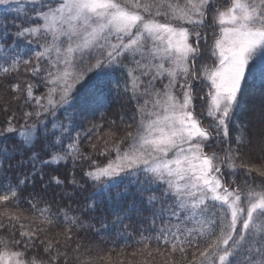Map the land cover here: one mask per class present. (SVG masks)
<instances>
[{
    "label": "snow or ice",
    "instance_id": "6c2138e0",
    "mask_svg": "<svg viewBox=\"0 0 264 264\" xmlns=\"http://www.w3.org/2000/svg\"><path fill=\"white\" fill-rule=\"evenodd\" d=\"M222 3L227 5L223 10L214 8L210 0H0L4 29L8 30L9 14H14L11 21L16 28L14 34L9 33L14 36L13 43L0 42V72L9 76L19 72L21 63L25 66L35 82L16 83L11 88L22 94L14 99L23 98L25 105L36 109L23 113L24 123L19 126L13 124L15 116L10 118L7 127L0 129V137L15 134L21 146L34 144L41 136L54 138L53 147L71 139L63 154L50 160L58 163L73 153L83 158L79 152L81 132L72 137L74 129L56 122L50 130L40 117L54 115L74 98L73 92H80L92 81L80 98L86 111L112 88L111 74L125 67L128 60L123 91L131 93L130 99L136 102L134 131H127L119 142L111 133V140L103 141L104 154L114 152V158L85 175L102 184V190L119 177L128 178L136 187L142 203L136 212L148 213L140 218L148 221L149 227L137 233L138 243L145 249L155 243L158 249L170 248L171 253L185 255L195 247L203 258L201 264H264V164L245 162L239 151V145L247 141L264 153V111L253 135H237L235 149L229 139L233 113L245 88L257 80L264 82V0ZM209 15L213 44L202 51L201 42L207 44V35L199 29L208 26ZM18 41L28 45L35 41L36 47H14ZM41 84L47 90L35 96L34 89ZM196 99L204 102L200 112L196 111ZM34 117L37 122L30 124ZM201 117L210 118L207 126ZM97 127L86 131L91 134ZM243 127L250 131L249 126ZM213 132L218 143L229 145L220 150L223 157L205 151ZM5 154L6 150H0V155ZM32 160L34 170L37 161L50 162L39 160L38 154ZM224 168L230 170L229 175L242 170L251 177L245 181L246 191L225 186ZM53 180L62 183L56 177ZM22 183L0 185V192L5 193L0 195V216L9 221L0 223V229L12 230L11 241L0 237V264H61L62 259L67 264V252L61 253L51 241L36 244L43 227L24 230L20 223V238H15L19 217L9 208L18 205ZM29 203L48 227L69 224V239L72 227H85L80 217H69L64 210L53 213L50 205ZM209 205L218 207L219 214L210 213ZM131 219L127 211L119 212L111 225L119 229V235L128 231L131 224L125 221ZM212 236L215 239L208 248L199 251L202 240ZM37 248H42V253L29 256V250ZM193 257L197 259L195 253ZM107 264H113L111 257Z\"/></svg>",
    "mask_w": 264,
    "mask_h": 264
},
{
    "label": "trees",
    "instance_id": "16d2710c",
    "mask_svg": "<svg viewBox=\"0 0 264 264\" xmlns=\"http://www.w3.org/2000/svg\"><path fill=\"white\" fill-rule=\"evenodd\" d=\"M220 5L222 6V3ZM218 6L216 8H219ZM11 15L14 14H9L8 30L6 31L3 27L5 14L0 11V42L5 45L13 43L14 36L10 37L9 33L14 34L16 32V28L12 26ZM212 27L214 26L212 25ZM199 30L206 34V29ZM201 43L203 45L202 51L210 48L208 44L204 45L203 41ZM13 46L30 50L36 47V42L28 45L25 41H18ZM124 65L125 67L118 68L111 74L112 88L107 90L101 99L92 103L86 111L80 104V98L88 91L92 81L81 88L80 92H73L74 98L67 105L59 108L54 115L43 114L40 117L47 123L50 130L52 123L56 122L74 129L71 133L72 137H75L77 131L81 132L79 152L83 158H77L76 154L73 153L72 156L61 159L58 163L50 160V157L57 153L62 155L63 150L72 143L71 139H64L62 146L53 147L54 138L46 140L41 136L36 143L21 146L19 138L15 134H9L6 138L0 137V150H6L5 155H0V185L11 184L15 186L20 181H24L20 184L18 205L9 208L10 213H16L19 217V222H16L15 238H20V223H23L24 230L31 229L34 231L37 227H43L44 231L38 233L39 238L36 240V244L39 245L41 241L47 244L51 241L61 253L67 252V264H81V261H91L92 264H107L109 257H111L113 264H119L120 261L122 264H130V262L131 264H201L203 258L199 257V252L195 247L188 250L185 255H181L179 251L171 253L170 248L159 247L158 249L155 243H152L147 249L138 243L140 240L138 231L141 228L149 227L148 221L141 220L140 217L148 216V213L136 212L137 208L142 207V203L137 195L136 187L129 183L128 178H121L111 183L107 190H102V184L91 181L85 175L97 166L103 167L109 159L114 158V152L111 155L104 154L105 145L103 141L105 139L111 140V133H115V142H119L124 140L127 131H134L135 121L132 118L136 116V102L130 99L131 93L126 94L123 91L124 85L128 81L129 61L125 60ZM28 82L34 83L35 80L29 71H25V66L22 63L18 73L5 76L0 72V129L7 127L8 120L13 116L16 118L13 120V124L17 126L23 124V113L36 110L31 105H25L23 98L14 99L15 96H22V94L14 93L11 86L16 83L23 86ZM165 82L167 81L165 80ZM80 87L78 84L77 88ZM46 90L41 84L34 89V95L41 96ZM203 103L201 100L197 107ZM262 111H264V82L257 80L250 87L245 88L238 106L234 110L233 127L230 130L229 138L233 149L237 147L235 143L237 135L251 136L255 133L257 118ZM113 121L115 123H112ZM36 122L35 117L29 121L30 124ZM209 122L210 118L205 117L203 124L207 126ZM130 124L133 127L129 128ZM93 125L98 126L97 129L88 134L86 130L92 129ZM243 126H249L250 131L245 132ZM213 137V142L209 143V147H206V152H219L220 156L223 157L224 153L220 150L222 148L227 150L229 145L228 143H218L214 132ZM93 144L96 145L95 149L92 147ZM109 147H111V142ZM123 147H127L126 141ZM239 151L245 162L258 166L264 164V153H261L260 148L255 144L249 146L245 141L239 145ZM34 154H38L39 160H50V162L41 164L37 161L34 170L32 160ZM223 171L226 187L239 186L242 191H246L245 181L250 180L251 177H246L242 170L238 171L236 175H229L230 170L228 168H224ZM53 177L58 178L62 183L56 184ZM259 182L260 178L257 177L255 183L258 184ZM126 185L128 191H125ZM2 194L5 193L0 192V195ZM30 200L39 201V207L50 205L53 213L64 210L69 217H80L85 227H72L71 238L69 239L67 229L70 225L61 222L59 227L55 225L48 227L36 213L31 211ZM123 211H127L132 216L130 221H125L126 224H131V227L127 232L118 235L119 229L113 227L111 221L117 213ZM209 212L219 214V208L213 209L209 205ZM63 219V214L60 213V220L63 221ZM8 222L7 217L0 216V223L7 224ZM104 223H107L108 227H103ZM89 225L91 227H88ZM0 237L11 241L12 230L5 232L0 229ZM213 239L215 236L202 240L199 251L207 249ZM57 241L59 243H56ZM42 251V248L30 249L28 254L33 256L38 252L42 253ZM194 253L197 259H194ZM53 255H55V251ZM61 264H64L63 259ZM204 264L207 262L205 261Z\"/></svg>",
    "mask_w": 264,
    "mask_h": 264
},
{
    "label": "rangeland",
    "instance_id": "374dc122",
    "mask_svg": "<svg viewBox=\"0 0 264 264\" xmlns=\"http://www.w3.org/2000/svg\"><path fill=\"white\" fill-rule=\"evenodd\" d=\"M210 2H211V4H212V6L214 7V8H216V6H218V5H220L221 3H222V0H210ZM222 6L224 7V6H226V5H224L223 3H222ZM221 5L220 6H218L221 10H223V7H222ZM211 19H212V17H211V15H209V17H208V20H209V23H208V26L206 27V28H204V29H206V35H207V44L211 47V45L213 44V31H214V27H212V24H211ZM202 29V28H201ZM200 31V30H199ZM217 31V33H218V30H216ZM209 63H211V62H209ZM129 67H130V65H129ZM206 91V90H205ZM200 99H196L195 100V104L196 105H199V103H200ZM196 111L197 112H200V109H199V107H197L196 108ZM201 119L204 121V119H205V117H201ZM205 126V125H204ZM213 139H214V137H213ZM213 139L212 140H210L208 143H212L213 142ZM205 151H206V148H205ZM121 178H125V177H119V178H116L112 183H114V182H116V181H118V180H120ZM225 186H226V184H225Z\"/></svg>",
    "mask_w": 264,
    "mask_h": 264
}]
</instances>
